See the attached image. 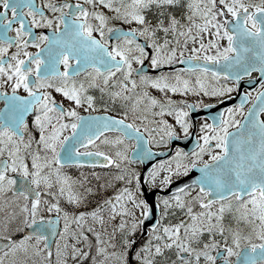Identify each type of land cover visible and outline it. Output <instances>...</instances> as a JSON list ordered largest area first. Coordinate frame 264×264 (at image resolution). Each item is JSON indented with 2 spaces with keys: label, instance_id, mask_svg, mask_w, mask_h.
I'll use <instances>...</instances> for the list:
<instances>
[{
  "label": "snow or ice",
  "instance_id": "obj_1",
  "mask_svg": "<svg viewBox=\"0 0 264 264\" xmlns=\"http://www.w3.org/2000/svg\"><path fill=\"white\" fill-rule=\"evenodd\" d=\"M0 9V264H264V0Z\"/></svg>",
  "mask_w": 264,
  "mask_h": 264
},
{
  "label": "flooded vegetation",
  "instance_id": "obj_2",
  "mask_svg": "<svg viewBox=\"0 0 264 264\" xmlns=\"http://www.w3.org/2000/svg\"><path fill=\"white\" fill-rule=\"evenodd\" d=\"M81 2H83V0H81ZM37 3H39V0H37ZM2 10V9H0ZM35 31H48L46 28L45 29H35ZM32 51H35V49H31ZM151 71V69H150ZM253 77L255 78L256 82L258 83V80H259V74L258 73H253ZM256 86V84H253V83H250L248 81L247 78L241 80L240 84H239V87L231 94H229L230 98L229 99H222V102H216L214 104H219L220 105V108L223 109L224 107H227V106H230L231 104H234V103H238L239 102V97L240 95L244 92V91H247L249 88H254ZM150 91H155L154 89H150ZM21 94H26L24 93L22 90H21ZM57 98L59 99V95L57 94ZM173 98H179L178 94H176ZM226 103V104H225ZM3 106V102L0 101V107ZM168 119H172L171 117H167ZM205 117H201V118H198L196 119L195 123H199V122H202L203 119ZM28 119H29V122L31 121V114H29L28 116ZM209 123H211V121L209 120L208 121ZM195 130V135L198 134V129L196 127H193L192 129H190V131H193ZM179 145L180 147L184 148L185 150H189V138L187 140H183V141H174L173 142V145L172 147H174L175 145ZM157 151H162V148H157L156 149ZM171 153H169L170 155ZM206 158V157H205ZM137 167H140L141 169H143V165H138ZM96 171H100V172H103V171H107L108 169L106 168H97L95 169ZM71 171L73 172V174L76 173V169H71ZM84 171L87 173V172H90L92 171V169L88 168V167H85L84 168ZM189 179V174L188 176L186 177H181L180 180H188ZM180 180H177V179H174L173 180V185L172 186H169L167 188H164V189H160V188H156V189H153V192H155L157 195H169L170 192L172 191V187L174 185H178L180 183ZM150 203H152V205L154 206L155 208V212H156V217H155V220L157 218L160 217L161 215V212H162V208L163 206L161 205L160 208H157L156 207V204L158 203L156 200H155V197L152 196L150 197ZM151 217V216H150ZM150 217L145 220V223H144V231L146 232L148 227H149V221H150ZM169 219H172L171 217H165L164 218V221L167 222ZM154 220V222H155ZM153 222V223H154ZM61 227H62V222H61ZM143 239H146L147 237L146 236H143L142 237ZM139 242V241H138Z\"/></svg>",
  "mask_w": 264,
  "mask_h": 264
},
{
  "label": "water",
  "instance_id": "obj_3",
  "mask_svg": "<svg viewBox=\"0 0 264 264\" xmlns=\"http://www.w3.org/2000/svg\"><path fill=\"white\" fill-rule=\"evenodd\" d=\"M211 111H212V109H204L203 114L210 115ZM193 115H194L195 117H198V116L201 115V113H200V111H198L197 113H193ZM193 143H194L193 138H189V146H191V144H193ZM164 156H166L165 153H163V154H159V153H157V155L154 157V159H153L152 161H148V162H146L145 165H143V167L145 168V167H147V166H150L151 163H155L156 161L163 159ZM195 175H198V172H196L195 170H193V171L191 172V175L189 176V178H192V177H194ZM155 217H156V212H155V208H153V215L150 217L149 224H151V223L154 222Z\"/></svg>",
  "mask_w": 264,
  "mask_h": 264
}]
</instances>
